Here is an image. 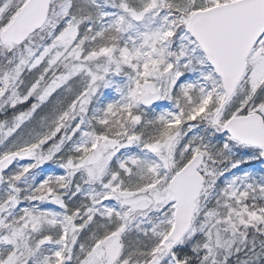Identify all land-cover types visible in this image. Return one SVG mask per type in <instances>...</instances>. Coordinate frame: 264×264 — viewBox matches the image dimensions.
<instances>
[{
  "label": "snow or ice",
  "instance_id": "snow-or-ice-1",
  "mask_svg": "<svg viewBox=\"0 0 264 264\" xmlns=\"http://www.w3.org/2000/svg\"><path fill=\"white\" fill-rule=\"evenodd\" d=\"M0 264H264V0H0Z\"/></svg>",
  "mask_w": 264,
  "mask_h": 264
}]
</instances>
